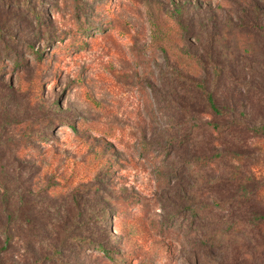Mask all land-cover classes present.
<instances>
[{"label":"rangeland","instance_id":"obj_1","mask_svg":"<svg viewBox=\"0 0 264 264\" xmlns=\"http://www.w3.org/2000/svg\"><path fill=\"white\" fill-rule=\"evenodd\" d=\"M0 264H264V0H0Z\"/></svg>","mask_w":264,"mask_h":264},{"label":"trees","instance_id":"obj_2","mask_svg":"<svg viewBox=\"0 0 264 264\" xmlns=\"http://www.w3.org/2000/svg\"><path fill=\"white\" fill-rule=\"evenodd\" d=\"M219 74V72H218ZM207 95V103H208V106L216 113H221L220 109L216 106V103H215V99L213 97V95L209 92L206 93ZM75 128V127H74ZM76 129V128H75ZM97 246H99V249H101L104 253H106L107 255H111V252L109 251H106L105 249H102V246L101 244H98Z\"/></svg>","mask_w":264,"mask_h":264}]
</instances>
